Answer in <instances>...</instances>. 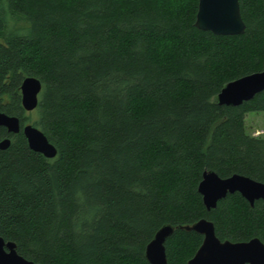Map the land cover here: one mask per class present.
Masks as SVG:
<instances>
[{"label":"trees","instance_id":"obj_1","mask_svg":"<svg viewBox=\"0 0 264 264\" xmlns=\"http://www.w3.org/2000/svg\"><path fill=\"white\" fill-rule=\"evenodd\" d=\"M246 29L195 26L198 0H0V111L56 147L0 127V236L40 264H150L165 224L167 264H188L211 220L221 240L264 243V201L228 194L207 210L205 170L264 182V137L247 132L264 91L237 106L217 95L264 69V0H239ZM40 79L31 117L25 77Z\"/></svg>","mask_w":264,"mask_h":264},{"label":"water","instance_id":"obj_2","mask_svg":"<svg viewBox=\"0 0 264 264\" xmlns=\"http://www.w3.org/2000/svg\"><path fill=\"white\" fill-rule=\"evenodd\" d=\"M195 26L217 35L243 34L246 24L241 16L240 1L198 0ZM41 89L42 83L39 78L27 76L23 79L21 102L26 111H32L38 106ZM262 91H264V69L228 82L217 95V103L237 106L251 100L254 95ZM0 127H5L9 133L14 134L22 130L29 147L46 157L53 158L57 154L56 147L33 123L22 126L18 116L0 111ZM10 145L9 137L0 141V149H6ZM198 192L207 210L215 208L219 200L236 192L254 205L256 200L264 201V182L238 173L221 177L213 170H205L198 184ZM182 228L203 235L201 245L188 260V264H264V243L257 237L247 241L221 240L216 235L214 223L207 218H201ZM174 229L171 224L163 225L147 244L145 256L150 264H167L165 243ZM0 264L40 263L23 257L17 252L14 242L5 241L0 236Z\"/></svg>","mask_w":264,"mask_h":264},{"label":"rangeland","instance_id":"obj_3","mask_svg":"<svg viewBox=\"0 0 264 264\" xmlns=\"http://www.w3.org/2000/svg\"><path fill=\"white\" fill-rule=\"evenodd\" d=\"M180 2H182V0H177L176 4ZM32 111L27 112L31 113ZM30 116L35 117V114L31 113ZM245 124L247 132L250 135L264 137V111L247 113L245 117Z\"/></svg>","mask_w":264,"mask_h":264},{"label":"bare ground","instance_id":"obj_4","mask_svg":"<svg viewBox=\"0 0 264 264\" xmlns=\"http://www.w3.org/2000/svg\"><path fill=\"white\" fill-rule=\"evenodd\" d=\"M255 96V95H254ZM254 98V97H253Z\"/></svg>","mask_w":264,"mask_h":264}]
</instances>
